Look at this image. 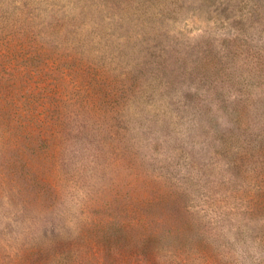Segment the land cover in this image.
Here are the masks:
<instances>
[{
  "label": "rangeland",
  "instance_id": "1",
  "mask_svg": "<svg viewBox=\"0 0 264 264\" xmlns=\"http://www.w3.org/2000/svg\"><path fill=\"white\" fill-rule=\"evenodd\" d=\"M0 264H264V0H0Z\"/></svg>",
  "mask_w": 264,
  "mask_h": 264
},
{
  "label": "trees",
  "instance_id": "2",
  "mask_svg": "<svg viewBox=\"0 0 264 264\" xmlns=\"http://www.w3.org/2000/svg\"><path fill=\"white\" fill-rule=\"evenodd\" d=\"M10 116L13 117V116H16V115H10ZM12 117H11V118H12ZM13 118H14V117H13ZM16 118L18 119L19 122L21 121V120H20V117H16ZM14 119H15V118H14ZM11 122H12V121H11ZM20 124H22V123H20Z\"/></svg>",
  "mask_w": 264,
  "mask_h": 264
}]
</instances>
